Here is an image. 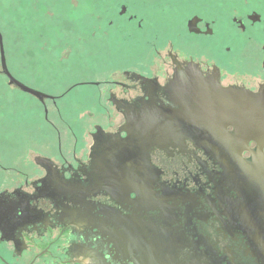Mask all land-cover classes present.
I'll list each match as a JSON object with an SVG mask.
<instances>
[{
    "label": "flooded vegetation",
    "instance_id": "af4514ba",
    "mask_svg": "<svg viewBox=\"0 0 264 264\" xmlns=\"http://www.w3.org/2000/svg\"><path fill=\"white\" fill-rule=\"evenodd\" d=\"M100 20L85 46L118 49L76 53L85 76L22 72L44 117L14 156L8 126L0 264H264V130L205 127L182 101L201 82L264 96V6L119 0Z\"/></svg>",
    "mask_w": 264,
    "mask_h": 264
},
{
    "label": "rangeland",
    "instance_id": "374dc122",
    "mask_svg": "<svg viewBox=\"0 0 264 264\" xmlns=\"http://www.w3.org/2000/svg\"><path fill=\"white\" fill-rule=\"evenodd\" d=\"M117 1L119 0H0V34L11 75L21 83L22 72L27 68L32 72L39 70L55 74L72 72V74L85 76L87 71L84 63L72 62L75 61L76 53L78 56L81 52H85L81 53L85 56L91 47L90 50L95 56L118 49L111 47L110 44L101 48L102 43L85 46L87 33L99 29L102 23L100 18L103 9L115 5ZM252 2L264 6V0H252ZM185 13L186 11H182L181 15ZM152 22L156 23L154 16H152ZM42 43H51L48 49L45 48V53H43ZM96 48L97 51H95ZM127 48L135 51L138 46L135 48L129 43ZM27 56L30 58L29 67L26 62ZM53 56L56 57L55 61L36 59ZM111 56L116 58L118 52L116 51V54L114 52ZM63 58H67L68 62L65 63ZM110 65L113 66L114 63L111 62ZM103 70L102 66L93 69L98 73ZM32 100L31 97L9 85L4 76H0L1 165L5 166L8 162V126L13 132L11 152L14 156L22 151L24 131L29 130L30 133H35L36 129L31 125V121L43 120L44 112L36 101L33 100L37 106H34L33 110L30 109ZM74 100H70L68 104L74 103ZM85 107L86 104H83L82 108L72 112L74 117L78 116L80 110H84ZM68 116L72 117V115ZM3 180L4 175L0 171V183Z\"/></svg>",
    "mask_w": 264,
    "mask_h": 264
},
{
    "label": "water",
    "instance_id": "95a60500",
    "mask_svg": "<svg viewBox=\"0 0 264 264\" xmlns=\"http://www.w3.org/2000/svg\"><path fill=\"white\" fill-rule=\"evenodd\" d=\"M0 55L3 74L9 84L22 92L38 96L37 92L21 84L8 72L1 34ZM195 86L190 85V91H187L186 95H182V98L186 97L185 100L182 99L183 104H186L187 101L188 105L193 106L188 110L191 119L205 124V127H209L206 121L217 123L215 128L218 131H223L227 126H233L244 136L264 130L263 95H254L233 88H223L217 83L205 84L201 82L195 91L191 90ZM182 87L179 86L180 89Z\"/></svg>",
    "mask_w": 264,
    "mask_h": 264
}]
</instances>
